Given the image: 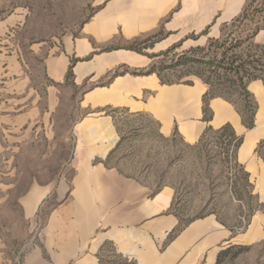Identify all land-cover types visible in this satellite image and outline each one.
<instances>
[{"label": "crops", "instance_id": "1", "mask_svg": "<svg viewBox=\"0 0 264 264\" xmlns=\"http://www.w3.org/2000/svg\"><path fill=\"white\" fill-rule=\"evenodd\" d=\"M248 2L104 0L76 34L32 41L26 36V7L0 0V130L12 139L7 151L22 152L28 142L55 138V122L67 104L74 102L84 114L66 134L77 138V174L63 190L70 193V204L52 212L40 243L22 248L21 264H216L223 251L264 240V159L257 153L264 142V83L249 85L257 111L254 128L247 129L222 98L212 99L205 113L208 89L200 80L192 86L162 85L156 75H115L144 70L151 60L125 49L106 51L156 35L160 40L150 55L177 45H205L219 39L221 28ZM260 6L264 13V2ZM260 22L264 26V18ZM254 40L264 46V28ZM113 111L146 116L161 136H176L191 146L209 127L232 126L242 139L235 162L249 175L259 202L245 232H235L212 215L184 222L172 209L173 188L152 190L109 167L121 143L115 119L107 114ZM50 191L37 190L27 199L34 197L37 207Z\"/></svg>", "mask_w": 264, "mask_h": 264}, {"label": "rangeland", "instance_id": "2", "mask_svg": "<svg viewBox=\"0 0 264 264\" xmlns=\"http://www.w3.org/2000/svg\"><path fill=\"white\" fill-rule=\"evenodd\" d=\"M17 2L28 12L26 36L39 41L76 34L104 0ZM262 2L264 0H256L255 7L263 9ZM262 18L264 13L258 14V21ZM192 40L196 41V37ZM209 41L200 46L195 43L194 48L206 47ZM143 46V53L149 54L150 44ZM177 46L170 58L165 59L167 64L193 48ZM78 111L74 102L67 104L66 112L55 122V138L40 137L39 143L28 142L22 152L7 151L12 139L6 138L0 130V264H21L22 248L40 243L52 212L69 206L70 193L63 190L71 187L77 174L74 164L77 138L66 134L84 115ZM108 113L115 119L121 136L119 147L108 160L109 167L152 190L173 188L174 212L184 222L212 215L235 232H245L252 221V217L248 219L249 214L259 210V202L257 198L249 199V191L244 186L245 172L228 157L226 141L221 134L210 133L200 145L191 146L179 137L161 136L157 124L146 116L127 111ZM100 161L97 159L94 165ZM48 187H51L50 193L37 207L34 197L31 201L27 199L31 193ZM260 211L264 212V205ZM225 251L218 264H264V240L252 245H235Z\"/></svg>", "mask_w": 264, "mask_h": 264}, {"label": "trees", "instance_id": "3", "mask_svg": "<svg viewBox=\"0 0 264 264\" xmlns=\"http://www.w3.org/2000/svg\"><path fill=\"white\" fill-rule=\"evenodd\" d=\"M255 2L256 0H249L240 16L223 26L219 39L210 40L206 47H193L171 59L169 64L165 62V59L170 58L178 46H172L158 54L145 55L143 53L141 46L149 43L148 48H153L155 43L160 40L159 35L140 40V42L135 41L130 46L106 49V51L125 49L145 55L151 60L150 65L144 70L130 72L124 69L123 72L118 71L115 75L125 73L156 75L162 85L183 84L192 86L194 79L200 80L208 89L204 97V111L206 114L209 112V102L214 98H222L235 107L242 118L244 126L247 129H253L257 105L248 88L254 81L264 83V46L255 43L254 40L264 28L257 19L258 14H262L263 10L255 7ZM207 33L205 31L203 35ZM151 39L156 40V42H152ZM71 77L72 71L69 72L68 78ZM172 78L175 79L172 80ZM210 133L222 135V138L226 141L227 155L235 162L236 153L242 144V139L236 136L232 126L226 125L219 130H214L211 127L207 128L196 145H200L209 137ZM263 150L264 142L259 145L257 153L262 156ZM237 167L244 170L238 165ZM244 186L249 191V199L254 201L255 196L252 195L249 175L246 172ZM175 200L172 206L173 211ZM255 212H250L249 220ZM225 252L227 251L220 254L216 264L221 261Z\"/></svg>", "mask_w": 264, "mask_h": 264}, {"label": "bare ground", "instance_id": "4", "mask_svg": "<svg viewBox=\"0 0 264 264\" xmlns=\"http://www.w3.org/2000/svg\"><path fill=\"white\" fill-rule=\"evenodd\" d=\"M261 183L264 185V181H261ZM263 198H264V191H263Z\"/></svg>", "mask_w": 264, "mask_h": 264}, {"label": "built area", "instance_id": "5", "mask_svg": "<svg viewBox=\"0 0 264 264\" xmlns=\"http://www.w3.org/2000/svg\"><path fill=\"white\" fill-rule=\"evenodd\" d=\"M246 225H247V224H246V222H245V226H244V228L246 227Z\"/></svg>", "mask_w": 264, "mask_h": 264}]
</instances>
